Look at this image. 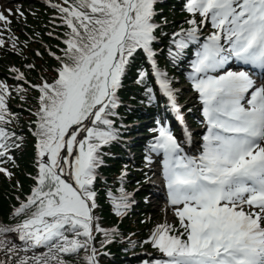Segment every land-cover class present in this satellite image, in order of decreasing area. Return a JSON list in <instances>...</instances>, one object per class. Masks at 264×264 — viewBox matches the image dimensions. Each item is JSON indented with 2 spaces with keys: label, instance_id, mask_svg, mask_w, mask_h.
<instances>
[{
  "label": "snow or ice",
  "instance_id": "snow-or-ice-1",
  "mask_svg": "<svg viewBox=\"0 0 264 264\" xmlns=\"http://www.w3.org/2000/svg\"><path fill=\"white\" fill-rule=\"evenodd\" d=\"M164 0H62L54 4L68 31L58 66L49 81L29 86L39 92L34 115L37 172L30 193L12 215L14 226L0 225V250L9 254L0 264H69L65 256H80L83 264H98L94 233L101 247L117 233L101 228L95 183L104 164L103 148L120 137L115 117L119 91L138 55L150 71L137 68L148 103L156 101L153 80L183 126L179 140L165 123L157 122L147 152L162 154V176L179 228L165 223L153 229L150 242L165 257L147 264H264V83L246 68H226L236 62L264 75V0H184L186 28L170 34L169 62L178 66L192 49L187 79L202 106L206 129L197 155L183 109L180 89L158 63L154 47L167 25L156 21V5ZM0 12V22L10 24ZM19 15L22 12L17 9ZM210 25L212 31L201 33ZM10 39H12L10 37ZM4 40L0 39V46ZM15 47V43H13ZM39 55V53H37ZM29 69L34 65H27ZM17 80H25L19 69ZM18 91L26 89L17 86ZM12 89L0 82V173L21 145L14 131L7 99ZM191 111V109H189ZM151 163V157L145 156ZM126 173H122L121 180ZM108 190L113 212L123 215L132 193ZM16 233L25 252L39 247V256L17 257L21 250L7 239Z\"/></svg>",
  "mask_w": 264,
  "mask_h": 264
},
{
  "label": "trees",
  "instance_id": "trees-1",
  "mask_svg": "<svg viewBox=\"0 0 264 264\" xmlns=\"http://www.w3.org/2000/svg\"><path fill=\"white\" fill-rule=\"evenodd\" d=\"M42 7L43 4L39 3L36 4V14L32 17H29L27 15V12L23 10V15H19L18 13H13L12 16V21H11V27L13 28V31L15 33L17 27H18V21L24 17V20L27 21H34L36 20V15L40 16L42 12ZM157 11L162 13V15H157L156 16V21L160 23L162 20L166 19L167 20V25L162 26V31L164 33H167L168 35L161 36L160 33L158 32L157 35L161 38L160 43H155L154 47L159 51V66L163 71H167L166 68L171 70V72H177L179 76L183 77V69L184 67L188 66V53H190L191 49H189L186 57L183 59V62L180 63L178 66L173 65L169 62V57L167 54V48L169 46V40L171 38L170 34L176 29L180 27H188V25L185 23L186 19L188 18V13L185 12L184 9V0H169L165 1L162 3H159L156 5ZM49 10H56L54 8H51ZM42 19V18H40ZM39 19V21H40ZM38 27V26H37ZM62 31L63 33H67L70 31L66 27V25H62ZM64 34V36H65ZM15 36V34H14ZM10 37L12 39H10ZM66 37V36H65ZM46 38V37H45ZM5 45L0 46V80H2L4 83L6 81H9L10 83V89L11 95L7 99V106L9 109V112L12 115H7V118L12 121V123L6 125V127L14 131L16 135L20 138L17 143L20 144L21 146L14 150L11 155L14 157V162H9L4 165L10 171L13 177H9L8 175L4 173H0V214H7L11 215L12 211V205L9 206L8 203L9 201H13L14 199L20 197H24V193L29 191V187L32 183H34V180L31 178L36 174L37 168H36V154H35V149L34 147L32 148V142H36L35 137L33 136V131L35 128L34 121H36L37 117L34 115V113L37 111L38 104L36 97L32 96L31 92H27L28 94H24L23 91H18L17 90V85L23 84L21 80H16L8 76L6 73L3 72V70L11 71L12 68L9 65H4L3 69V64L2 62L5 56H8L9 58H14L16 57L15 52L11 49L17 48L22 50V46L19 42L14 40V38L9 35L5 39ZM48 40V39H47ZM51 41V40H50ZM52 44L55 47H58V45H63L59 44L60 42L56 41H51ZM13 43H15V47H13ZM30 57H33L36 60V64L39 67V69L43 70V74H45L50 81L55 77V73L53 72L52 77L49 76L47 71H50V65H56L57 61L54 58V56H51L47 54L44 50H42V54L40 55V58L34 54V52L30 51L29 52ZM56 56H60L56 54ZM9 63V62H8ZM164 65H166L164 67ZM138 67H143L146 68L147 65L144 61L143 54L141 53L138 55L134 65L131 67L129 70L126 78L123 81V87L119 91V98H120V107L118 108V115L114 118L115 119V124L116 127L120 130V134H127V131L129 128H124L122 126V122L126 121L127 119H132L135 120L137 118H146L144 114L142 113L141 106L145 107L149 113H151L153 116H156L155 121L158 119V110H159V102L155 101L153 103H148L146 96H145V90L144 86L137 84L136 79H137V68ZM28 70H26L27 72ZM51 72V71H50ZM168 76L172 79L170 74L167 71ZM27 76L31 78L32 80L38 81V76L36 71L30 69V71L27 73ZM173 80V79H172ZM147 83L153 87L152 80L147 81ZM7 84V83H6ZM126 103L130 105H136L134 108L127 107ZM123 118V120H122ZM152 122L149 123V125H140L141 127V132L148 134L152 128ZM148 135H146L145 138H147ZM137 139H134L133 142H136ZM30 141H32L30 143ZM118 142H112L111 144L105 146L103 148L104 152V164L102 167H100L98 170L106 174V180L105 182H100L99 178L97 179L95 183V190L97 192V207H104L106 208L103 212L105 215L104 218H99L100 222L105 220V223L109 224V222H114V220L117 217H120V223H121V215H116L113 212V208L108 204L110 198L107 195V192L105 190L106 187L112 188L113 190L117 191L121 186L126 190L128 189L131 185L130 184H143L142 181V175L145 171H137L136 169L133 168L131 164H127L128 161H126V157H123L124 152L121 150L119 145L117 144ZM136 147V150L143 149L145 152H147V147L145 143L143 142L142 144H134ZM113 162V164H112ZM128 167L132 170L130 174L126 177L127 179L121 180L116 177V173L118 172V168L120 167ZM28 171L30 172L29 175L25 174L23 171ZM137 178V179H136ZM18 181V187L15 185V182ZM118 192V191H117ZM145 191H140L139 198H140V209L137 214L135 213H127L124 216H122V224L117 228L118 232L115 235L117 242L113 244L112 248L110 249L111 251H119V252H124L125 249H140V248H147L150 249L153 252H156L157 249L152 246L150 242L145 243V241H148L151 235V232H147L146 235L144 236V240H142L140 243L135 242L134 244L128 245V246H120L118 244L119 241V236L124 235L123 232H128L127 238L124 241L127 242L128 238L130 237L131 233L133 234L134 232V227L133 224L136 222L139 226H142L144 229L149 228L150 226L152 229L154 228V224H152V219L147 218V205L144 202V194ZM18 204V203H16ZM111 204V202H110ZM9 207V208H8ZM146 210V211H145ZM107 211V212H106ZM112 212L114 214L113 218H110V214L108 213ZM97 217L100 215V212H95ZM137 218V219H136ZM135 221V222H133ZM150 223H149V222ZM151 224V225H150ZM142 233L145 234L143 231ZM99 234L95 235V245L97 246L99 244ZM124 242V243H125ZM126 247V248H125ZM140 247V248H139ZM47 251V250H46ZM44 251V252H46ZM43 252V253H44ZM130 254V253H129ZM84 253H80V256H65L64 258H74L77 263L76 264H83V261L81 257H83ZM24 253H19L17 257H24ZM148 256L146 255H139L135 257L131 256H125L122 254H119L118 252L112 255H107V256H99L100 260H103V264H142L144 260H152L154 258H147ZM11 264H15V259L11 262Z\"/></svg>",
  "mask_w": 264,
  "mask_h": 264
},
{
  "label": "rangeland",
  "instance_id": "rangeland-1",
  "mask_svg": "<svg viewBox=\"0 0 264 264\" xmlns=\"http://www.w3.org/2000/svg\"><path fill=\"white\" fill-rule=\"evenodd\" d=\"M2 3L6 4V6L8 5H13V2L15 0H12L9 2V0H0ZM49 2H52L53 4H61L62 3V0H48ZM39 3H44V2H41V0H30L28 3H27V6L25 7V11L27 12V15L29 17H32L36 14L37 10H36V4H39ZM46 4V3H44ZM44 6V5H43ZM48 6V5H47ZM51 9L50 7H42V12L41 13H38L40 14V16H37L36 15V20H30V21H27V20H24V21H20L18 23V27L15 31V39L17 42H19L22 46V50L20 49H13L11 47V49L15 52L16 54V57L14 58H9L8 56H5L2 64H3V69H4V65H9L11 66L12 69H19V72L23 73L24 74V77H25V80L27 81V83L24 81V86L22 84H20L19 86L23 89H26V91H23L24 94H28L27 92H31L29 94H31L32 96L36 97V100H37V97L39 96V92L36 91V90H33L30 86H29V83L31 85H37V84H40L41 83V79L42 78H45L47 80L50 81V79H48V77L43 74V70L42 69H39V67L37 66L36 64V60L33 58V57H30V54L29 52L32 51L34 52V54H36L37 57L40 58V55L42 54V50H44L47 54L51 55L50 53H54L55 55L58 54V55H62V49L65 48V45L63 43V40L66 38L64 36L65 33H63V29H62V25L63 24V21H62V18H61V13L56 9V10H49ZM3 13L4 15L7 16V10L4 9L3 10ZM42 18V19H40ZM40 19V21H39ZM38 26V27H37ZM205 30H207V28H204L203 29V32H205ZM46 37V38H45ZM48 39V40H47ZM58 41L60 42L59 44H63V45H58V47H55L51 41ZM37 53H39V55H37ZM53 56V55H51ZM9 62V63H8ZM27 65H34V68H32V70L36 71L37 73V76H38V81H35V80H32L31 78H29L27 76V73L30 71V69L27 67ZM166 65H164L165 67ZM57 66L56 65H50V71H47L46 74H48L49 76L52 77L53 75V72L55 73L54 69L56 68ZM166 69L169 70V72L171 73V75L175 76L171 70L168 68V66L166 67ZM26 70H28L26 72ZM4 73H6L7 75H11V76H14V77H17L18 76V73L16 72H11L9 70L5 71L3 70ZM56 75V73L54 74ZM176 77V76H175ZM177 80V78H175V81ZM0 82H3L2 80H0ZM264 82V80H263ZM7 85L9 86L10 83L9 81H6ZM177 89H180V92L178 94V99L181 101V104H182V107H184V111L186 113H188L187 110H189L191 107H193L192 105H195V107L191 108V111H193L194 113H196L198 111V109H200V102L199 100L197 99V94L192 90V88H190L186 83H184L183 81H177V83H174L173 84ZM18 86V85H17ZM15 86V87H17ZM10 87V86H9ZM131 130V129H130ZM194 130H196L198 132V128H194ZM132 131V130H131ZM133 133V131H132ZM32 141H30L31 143ZM35 144L36 142H32V148L34 147L35 149ZM131 152L130 154H133V155H136V159H137V154L138 153L137 151H135V149L133 147L130 148ZM35 154H36V149H35ZM113 164V162H112ZM127 164H129V162H127ZM148 168H151V167H154V168H162L161 165H155L153 163L149 164L147 166ZM36 168H37V165H36ZM118 172H115L116 173V177L117 178H121V175L122 173H126L125 176H123V178L127 177L129 173L132 172V170L128 167H120L118 168ZM152 172H150L149 170V179H148V185H153L151 184L152 182H156L158 183L159 182V172L157 171H154V170H151ZM24 172V175L25 174H28L30 172L28 171H23ZM98 173H101V174H104L106 175L105 173L101 172L98 170ZM150 173H152V176H150ZM14 175V174H12ZM35 176V174H34ZM13 177V176H11ZM99 178V177H98ZM99 181L100 182H105L103 180H101L99 178ZM15 185L18 187V181L15 182ZM34 185V183H32L29 187V191L24 193V197L20 198H16L14 199L13 201H9L8 205L9 206H14V205H17L16 203H20L21 201L25 200L26 196L30 193V190L32 188V186ZM131 186L126 189V191L128 190H131L129 193H132V196L130 197V200L133 201V204L131 206H135L136 208H134L136 211H129L128 212H133V213H138V212H141L139 211L140 209V203L138 201V196L135 197V195L137 194V192L135 193V185L133 184H130ZM143 187V186H142ZM151 187V186H149ZM153 187V186H152ZM141 188V187H140ZM158 189L159 188L157 186H154V189ZM107 189V187L105 188V190ZM142 189V188H141ZM112 192L116 195H119V192L113 190L111 188ZM134 190V191H132ZM140 191V190H139ZM150 200H152V205H149V213L147 214L148 217H150L152 219V224H154V228L156 227V225L158 224H162L163 221H161L160 219H155V217H161V219H163L164 221H168L169 223H171L173 225V227H177L179 228V225L178 223L175 225L174 221H173V212L171 210H167L166 208H164L163 206V203H161V200L160 199H156L155 200V197H151ZM110 200H109V205L112 207V205L110 204ZM161 203V204H160ZM99 207V206H98ZM96 208L94 210V215L97 217V215L95 214V212H100V215L98 216V218H104V210L106 208L104 207H100V208ZM9 208V207H8ZM154 208V209H153ZM151 209H153L154 212H151ZM1 211V210H0ZM107 212V211H106ZM159 212H162V214L164 216H160ZM108 213L111 215L110 218H113L114 217V214L112 212H109ZM127 214V213H126ZM120 216V215H119ZM0 217H2V219H5L7 221H20L22 218L20 217H15L12 215H7V214H0ZM137 219V218H136ZM156 221H154V220ZM135 222V221H133ZM149 222V221H148ZM122 215H121V223H120V217H117L114 222H109V224L105 223V220L101 221L99 220V224L101 226V228L103 229H107V230H113L112 228H115V227H119L121 224H122ZM150 223V222H149ZM151 225V224H150ZM133 227H134V232L133 234L131 233L130 237L128 238V241L125 242L123 239L124 237L127 238V234L128 232H123L124 235H121L119 236V241H118V244L120 246H128V245H131V244H134L135 242H141L142 240H144V236L146 235L147 232H151L153 231L152 227L150 226L149 228L147 229H144L142 226H139L136 222L133 224ZM116 233L118 232V229L115 230ZM145 232L142 233V232ZM99 244L97 245V247H101V241L104 239L103 237V234L102 233H99ZM110 239L112 240L111 243H108V244H105L103 246L104 249H107V250H100L99 253H102L100 254L101 256H107L108 254L109 255H112V254H115V253H119V254H122L125 256H129L131 252H135V251H146L145 250V247L143 248H140V249H135L133 247V249H125L124 252H119V251H111L110 249L112 248L113 244L117 242L118 239H116V237H110ZM125 242V243H124ZM15 243L17 246H19L18 243L16 242H13ZM129 247V246H128ZM126 248V247H125ZM130 248V247H129ZM21 250H23L22 248H20ZM28 252V251H27ZM19 253V252H18ZM17 253V254H18ZM30 253V252H28ZM83 252H81L82 254ZM25 256H28V257H32L31 254H26ZM9 259V254L3 250H0V261H7ZM66 261L69 262V264H76L77 261L74 259V258H64ZM97 260H98V264L100 262V264H103V260L99 258V255L97 256ZM138 264V263H136Z\"/></svg>",
  "mask_w": 264,
  "mask_h": 264
},
{
  "label": "bare ground",
  "instance_id": "bare-ground-1",
  "mask_svg": "<svg viewBox=\"0 0 264 264\" xmlns=\"http://www.w3.org/2000/svg\"><path fill=\"white\" fill-rule=\"evenodd\" d=\"M158 101V100H157ZM159 102V101H158ZM4 224V226H14L15 224H17V223H15V224H5L2 220H1V218H0V225H2V224ZM14 238H16L17 240H18V244H19V248H22L23 249V247H24V245H23V242L22 241H20L19 240V238H18V235L16 234V233H9V234H7V239L9 240V241H13V239ZM13 243V242H12ZM33 250H35V249H33ZM33 250H29L28 252H32ZM41 249H38V250H36V256H39L40 254H41ZM22 253H24L23 251H21Z\"/></svg>",
  "mask_w": 264,
  "mask_h": 264
}]
</instances>
